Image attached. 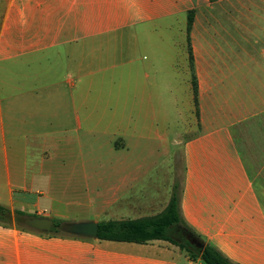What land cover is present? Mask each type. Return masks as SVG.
I'll list each match as a JSON object with an SVG mask.
<instances>
[{"label":"crops","instance_id":"1","mask_svg":"<svg viewBox=\"0 0 264 264\" xmlns=\"http://www.w3.org/2000/svg\"><path fill=\"white\" fill-rule=\"evenodd\" d=\"M167 96L194 121L180 182L115 157L108 189L87 190L94 221L157 217L178 182L204 243L264 264V0H0V205L66 219L52 164L70 130L90 115L157 119ZM0 264L205 263L167 241L44 236L13 221L0 225Z\"/></svg>","mask_w":264,"mask_h":264},{"label":"rangeland","instance_id":"2","mask_svg":"<svg viewBox=\"0 0 264 264\" xmlns=\"http://www.w3.org/2000/svg\"><path fill=\"white\" fill-rule=\"evenodd\" d=\"M166 103V113L154 120L152 117L146 119L145 116H132L133 121H130L131 117L124 114L112 118L90 115L87 116L89 121L84 130H70L69 138L74 143L71 144L69 153L66 157L55 155L52 164L53 183L57 185L58 195L62 198V203H56L54 207L55 211L67 215L63 221L73 223L95 220V211L99 205L92 204L87 190L92 191L96 184L101 189H108L109 170L115 157L130 154L140 160L145 158V166L152 173L165 174L169 178L174 174L180 182L181 143L194 121L187 108L177 105L170 96H167ZM111 119L113 121L109 125ZM158 135H165V138H158ZM125 143L129 150H122ZM26 214L52 217L45 212L39 214L32 211ZM13 217L15 218V214ZM23 218H20V223L15 221L17 226L24 225Z\"/></svg>","mask_w":264,"mask_h":264},{"label":"trees","instance_id":"3","mask_svg":"<svg viewBox=\"0 0 264 264\" xmlns=\"http://www.w3.org/2000/svg\"><path fill=\"white\" fill-rule=\"evenodd\" d=\"M192 17L189 16L188 32L191 28ZM190 43V40H189ZM191 60L192 53L189 49ZM193 91L195 103L197 102V82L193 81ZM181 187L177 182L174 186L172 198L166 211L154 218H145L140 220H124V221H103L99 223L98 240L129 242L137 244H146L151 241H167L178 246L181 250L187 252L189 256L196 260L201 259L205 264H234L226 258L217 248L205 243V248L201 251L194 245H191L187 236L204 242L198 235L195 234L185 223L181 216L180 210ZM15 218L12 211L0 205V225L10 227L13 221L20 223L21 217H26L27 214L22 211H15ZM23 223V222H22ZM64 224L63 220L53 219L51 230L44 236H72L61 230ZM26 231H34L25 225L19 226ZM178 238H181L180 240Z\"/></svg>","mask_w":264,"mask_h":264},{"label":"water","instance_id":"4","mask_svg":"<svg viewBox=\"0 0 264 264\" xmlns=\"http://www.w3.org/2000/svg\"><path fill=\"white\" fill-rule=\"evenodd\" d=\"M22 222L30 229L46 234L51 230L53 218L26 216L22 219ZM61 230L68 235L97 240L99 223L96 221L73 223L66 222L61 226ZM187 239L191 245H194L201 251L205 248L204 242L198 241L191 236H187Z\"/></svg>","mask_w":264,"mask_h":264}]
</instances>
